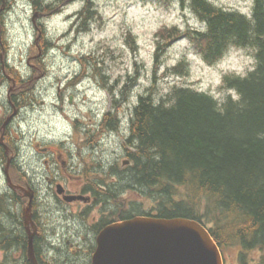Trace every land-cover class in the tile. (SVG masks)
Wrapping results in <instances>:
<instances>
[{"label":"rangeland","instance_id":"obj_1","mask_svg":"<svg viewBox=\"0 0 264 264\" xmlns=\"http://www.w3.org/2000/svg\"><path fill=\"white\" fill-rule=\"evenodd\" d=\"M85 1L87 0H43L44 4H52L51 8L41 11L34 7L32 0H0V19H3L4 26V43L0 46V55H6L11 64V69L7 72L14 75L19 83L16 87V101L21 107V113L12 126L17 137V142L14 143L20 152L17 166L19 164L20 170L27 171L37 185L43 177L52 175L57 176L73 192L87 186L86 178H79L78 174H82L83 170L86 172V163L89 166L94 164L92 169L96 172L91 177L92 186L97 190L99 182L107 190L111 189L109 194L102 197L97 195V205L89 208L86 214V219H90L87 225L99 222L100 227L103 221H108L115 215H128L129 208L137 211L134 215L139 214L138 211L156 213L155 207L159 201L149 198L145 188L141 190L145 193L142 195L138 187L123 180L130 172L131 165H122L127 149L122 131L115 130V133H107L104 137L102 127H99V131L96 129V116L107 111L111 105L107 88L104 85L105 88H102V83L97 81L103 82L104 79L106 86L116 84L130 88L128 104L123 106L121 98L116 110L123 114L122 119L118 117V128L125 130L129 125L135 100L131 96L146 93L152 84L155 86L157 99L173 85L182 83L222 98L226 95L225 87L221 85L225 73H246L255 65L256 59L251 49L233 46L225 56L210 65L196 52L190 41L182 37L174 42L166 41L172 43L165 47L160 57L163 63L156 67L153 59L157 30L165 25L203 27L202 21L192 11L173 0H92L97 11L94 13L95 19L92 18V22L88 23V29H82V25L74 22L73 14L86 4ZM212 1L223 7L249 12L254 0ZM57 10L58 13L52 14ZM45 42L51 43L52 48L60 46L44 51ZM182 57L188 60L187 71L176 74L168 71L167 66L176 64ZM84 70L91 72L89 77ZM80 78L83 79L82 89L76 90L72 84ZM11 86L10 80L0 76V102H7ZM29 93L31 96L27 97L26 94ZM62 94L65 97L63 100ZM35 140L44 143L52 140L53 150L63 151L64 159L70 163L82 162L85 167L76 168V163L73 167L67 163L62 168L57 163L53 169L51 161H45L48 159L47 154L40 151L41 146L35 145ZM62 140L63 148L60 146ZM118 157L120 161L116 162ZM107 159L113 165L109 168L108 176L103 178L106 172L102 171V161ZM92 169L88 168V173ZM6 186L4 166L0 161V188L6 189ZM45 187L39 191L36 210L45 223L44 229L49 232V242L52 243L61 237L63 226V234L69 235V231H78L80 228L76 227L83 225V221L73 215L74 212L78 213L76 203L64 202L66 205L62 209L56 199V188L49 185ZM27 201L26 199L21 204V216L22 206L24 209ZM21 228L24 230V225ZM76 240L78 242H74V246L78 244L89 249L91 242L78 238ZM63 243L62 249L49 245L47 250L57 258L63 256L62 264H83L84 261L69 253L72 246L65 241ZM241 252L236 246L225 247V264H264V248L247 250L243 255ZM6 253L0 248V260ZM19 253L8 251L11 264H20L22 255ZM82 256L83 254L79 255V258Z\"/></svg>","mask_w":264,"mask_h":264},{"label":"trees","instance_id":"obj_2","mask_svg":"<svg viewBox=\"0 0 264 264\" xmlns=\"http://www.w3.org/2000/svg\"><path fill=\"white\" fill-rule=\"evenodd\" d=\"M173 1L192 11L204 26H163L156 32V67L163 63L165 47L182 37L209 64L238 46L252 50L255 65L244 75H225L222 98L182 83L157 99L155 86H149L132 107L128 151L133 165L123 180L145 188L149 198L159 201L157 216L197 219L209 227L222 248L236 246L242 255L263 249L264 0H254L247 13L212 0ZM34 3L38 6L40 0ZM84 11L90 18L96 13L89 6ZM187 65L182 57L167 67L176 74L186 72ZM128 92L126 86L123 95ZM107 116L112 127L118 126L116 117ZM13 199L0 194V246L26 249L27 235L20 214L12 211ZM20 263L28 264L25 251Z\"/></svg>","mask_w":264,"mask_h":264},{"label":"water","instance_id":"obj_3","mask_svg":"<svg viewBox=\"0 0 264 264\" xmlns=\"http://www.w3.org/2000/svg\"><path fill=\"white\" fill-rule=\"evenodd\" d=\"M32 201L25 222L32 220ZM29 259L39 264L34 234H29ZM91 264H224L219 245L200 221L137 216L107 226L99 235Z\"/></svg>","mask_w":264,"mask_h":264},{"label":"flooded vegetation","instance_id":"obj_4","mask_svg":"<svg viewBox=\"0 0 264 264\" xmlns=\"http://www.w3.org/2000/svg\"><path fill=\"white\" fill-rule=\"evenodd\" d=\"M16 93H10L9 97H8V102L7 103H3V114L6 112H9V108L10 105L12 104L14 106V108H16V111H18V108L15 107L17 102H15V97ZM11 118V117H10ZM15 118L13 117L11 122L9 123V125L7 126V128L5 129L4 127L2 128L0 126V142L1 144H3V141L1 140V136H3L4 134V140L8 143V148L10 149L9 154L6 152V150L8 148L5 147H0V161H7L8 159H10V166H12V164L16 161L19 153H18V148L14 143V136L12 133V126L14 123ZM39 145V144H38ZM40 151H42V153L47 154L48 159H45L46 163H48L49 161H51L52 164V168L55 169L57 166V163L60 164L63 168V166H67V159L63 158V151L61 150H53L51 148L50 145L45 146V147H40L39 148ZM8 158V159H7ZM2 159H6V160H2ZM103 162V172H106L107 174L110 172V170H108V166L106 164V160L102 161ZM74 163L76 162H71L69 165H72V167L74 166ZM77 165H75L74 167H85V165L80 162V163H76ZM94 165V164H93ZM92 165V166H93ZM87 167H91L88 165V163H86ZM94 167V166H93ZM11 171V175L13 176L14 180L12 183V185L14 186V189H10V191H12V193H14V195H19L21 192H24L22 190V188L24 187H28V188H32L34 190L35 193V198H34V224H35V232H36V250H37V256L39 258V262L40 264H62L63 263V256L60 258H57V256L54 253H51L50 251H48V247L49 245H52L54 248L57 249H62L63 248V242L65 241L66 243H69L72 248L70 251H72L75 254L81 255L83 254L82 257H78V259H80L81 261H84L83 264H89L91 261V249L92 247H94V243L96 241L97 235L100 231V227H99V222H96V224H89L90 219H86V214L88 213V209L89 208H94L97 203V195L96 192L98 190H101L104 193L109 192L111 189L107 190L106 187H104L101 183L98 182V189L96 190V188L94 186H92V175H94V173L96 172V170H92L91 173H88V169L86 168V172L85 170L81 171L82 174H78L79 178H82V176H84L86 178V182H87V186L86 187H81L76 191H70L62 182H60V179L57 176H52V175H47L46 177H43V179L38 183V185L36 183H34V181L32 180V177H30L31 175L26 171L23 172V170H14ZM10 174V171H9ZM47 185H49L50 187H55L56 188V199L59 201V205L60 207H62L63 209V205H66L65 203L68 204H72V203H76L77 207H76V211H78V213L74 212V216L76 217H80L83 221V225H81L80 227H76V229L80 228L78 231H69V235H65L64 233V226H63V230L61 231V237L57 238L56 241H53L52 243L49 242V232L46 231L44 228L45 227V223L43 221H41L40 219V215L39 212L36 210V205L38 204V196H37V191H40L44 188V186L47 187ZM45 187V188H46ZM69 195H73V196H83L80 198H77V200L75 201H71L68 202L66 197L68 198ZM66 196V197H65ZM99 196V195H98ZM65 202V203H64ZM49 205V204H48ZM66 209V207H65ZM95 219V217H94ZM86 220V221H85ZM7 221V220H5ZM86 223V224H85ZM63 225V224H62ZM69 225V224H68ZM76 225V224H74ZM76 238L83 240L84 242L86 241L91 242L92 245L91 247H89V249L84 248L83 246H79L78 244H76V246H74V242H78L76 240ZM83 238V239H81ZM90 239V240H89ZM90 257H89V255ZM77 264H81L80 262Z\"/></svg>","mask_w":264,"mask_h":264},{"label":"bare ground","instance_id":"obj_5","mask_svg":"<svg viewBox=\"0 0 264 264\" xmlns=\"http://www.w3.org/2000/svg\"><path fill=\"white\" fill-rule=\"evenodd\" d=\"M53 6V5H52ZM51 17V16H50ZM47 22V21H46ZM8 28V27H7ZM62 41V40H61ZM53 51V50H52ZM51 53V52H50ZM49 54V53H48ZM39 56V55H38ZM80 57V56H79ZM15 62V61H14ZM51 72V71H50ZM119 100V99H118ZM134 102V101H133ZM124 122V121H123ZM128 126V125H127Z\"/></svg>","mask_w":264,"mask_h":264}]
</instances>
